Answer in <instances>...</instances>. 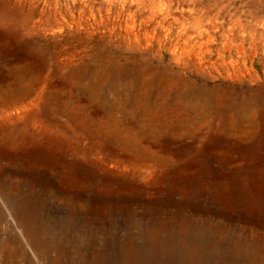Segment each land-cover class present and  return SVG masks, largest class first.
Wrapping results in <instances>:
<instances>
[{"label": "rangeland", "instance_id": "1", "mask_svg": "<svg viewBox=\"0 0 264 264\" xmlns=\"http://www.w3.org/2000/svg\"><path fill=\"white\" fill-rule=\"evenodd\" d=\"M0 66V130L83 169L33 221L0 195V264H264V0H0Z\"/></svg>", "mask_w": 264, "mask_h": 264}, {"label": "bare ground", "instance_id": "2", "mask_svg": "<svg viewBox=\"0 0 264 264\" xmlns=\"http://www.w3.org/2000/svg\"><path fill=\"white\" fill-rule=\"evenodd\" d=\"M7 85H9V83ZM3 88L1 87L0 84V117L2 113L4 114L9 113L8 119H10L11 121L12 120L17 121V98L16 96H11L10 88H9L10 93L6 92L8 89L5 88L6 89L5 90ZM33 120H35L36 122H34ZM47 120L48 119L46 117H42V118L36 117L32 119V121H29L28 123L25 122L23 127V133L26 136L22 135V137L19 138L18 140H17L16 126L7 130H2V129L0 130V146L9 145L10 147L13 148L16 147L17 149V144L18 145L25 144L27 146H31L32 150L34 149L31 157H29V161H30L29 164L27 165L25 164L20 168V166L17 165V162L15 161V163L14 162L8 163L10 165L14 163L13 166H10L11 168L7 166L0 167V195L3 196L1 197V199L3 200V198H5V201L9 206L12 207L16 216H17V211H21L26 218L32 221L33 219L30 211L34 208L35 201L33 197L41 198L44 195H51L54 197L63 198L66 201L69 200V202L72 203L75 202V200L78 201L81 198H83L81 191L83 187L82 166L79 162L75 161L72 163L71 171L69 173L67 172L66 168L68 162L66 160V157L68 152L61 143H58L54 147L52 146L51 139H52L53 129L51 128V125ZM31 123L36 124L37 128L32 129L30 127L31 128L30 129L29 125ZM0 155L2 156V154ZM0 160H2V157H0ZM70 207H71V211L73 212L75 208L72 207V205ZM22 218L24 217L22 216ZM21 226H22L21 229L17 227L18 231L15 230L16 233L18 232L23 236L25 233L28 235V231L24 223L23 224L21 223ZM35 230L37 236L41 238L40 240L44 241L43 240L44 236L40 232L39 228L38 229L35 228ZM18 233L17 235H19ZM25 238H27V236ZM49 248L50 247L48 246V249ZM52 249L54 250V248Z\"/></svg>", "mask_w": 264, "mask_h": 264}]
</instances>
